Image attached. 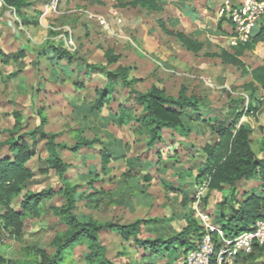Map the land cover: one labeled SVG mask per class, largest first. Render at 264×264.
<instances>
[{"label":"rangeland","instance_id":"1","mask_svg":"<svg viewBox=\"0 0 264 264\" xmlns=\"http://www.w3.org/2000/svg\"><path fill=\"white\" fill-rule=\"evenodd\" d=\"M28 1L29 6L19 12L0 7V143L8 137L14 112L21 114L24 129L36 127L42 112L46 120L44 129L59 133L57 142L71 146L76 142V130H81V136L100 137L109 143V148L115 149L106 173L102 172L101 145L76 152L60 150L61 158L69 165L66 176L71 183L80 185L76 211L81 217L120 222L162 219L149 226L150 234L142 226L141 237L159 233L167 236L180 231L185 226V214L195 209L209 213L213 220L228 190L209 191L204 186L205 180L193 185L204 159L202 146L211 137L209 128L201 120L204 118L210 123L216 118L230 119L241 110L238 101L244 97L247 102L250 93L244 70L217 56L222 49L219 44H215L212 52H185L180 41L167 34L168 29L162 24L169 23L170 27L174 26L171 30L180 31L179 20L170 8L151 12L128 4V0ZM224 1L223 4L233 5L237 0ZM183 14L194 20L193 13ZM215 19L216 15L209 13L208 21H202L214 28ZM54 46L77 51L88 62L96 64H105V52L111 49L120 55L118 64L129 67V78L138 79L135 88L141 91L156 84L177 95L185 88L187 95L193 94L203 102L197 112L200 118L184 119L199 135L192 133L183 138L164 131L163 141L147 147L145 135L134 132L136 123L117 125L110 120L111 111L116 110L128 92L114 84H108L107 88L114 89L116 100L104 106L99 116L92 115L87 109L93 98L91 91L74 87L83 75L75 64L59 65L53 54ZM21 51L25 57L15 58ZM251 55L257 54L246 51L242 58L248 63L251 60L247 57L252 59ZM66 71L73 74L69 76ZM13 72L18 74L12 76ZM100 76L93 72L86 83L96 85ZM255 93L260 100L256 117L244 115L240 122L250 124L251 145L264 158V92L257 89ZM6 152V148L0 147V155ZM45 156L43 142L39 141L27 165L37 169ZM188 169L191 173L180 178L182 171ZM251 185L256 187L258 183L249 181L244 187L248 189ZM59 186L57 176L49 171L46 175H36L23 191L39 192ZM172 186L189 189L186 205L182 203L183 195L172 191ZM198 192L201 194L197 197ZM19 200L20 196L14 199L15 208ZM57 202L45 200L40 205L39 216L25 215L19 237L8 236L0 242V253L5 259L2 264L28 263L34 259L31 248L49 245L55 232L63 228L48 210ZM100 239L107 257L117 264H168L164 256L144 255L141 248L122 240L116 232L103 231ZM85 250L83 242L77 243L65 252L64 260L68 264H82ZM241 264H264V248L257 249L252 257L243 258Z\"/></svg>","mask_w":264,"mask_h":264},{"label":"trees","instance_id":"2","mask_svg":"<svg viewBox=\"0 0 264 264\" xmlns=\"http://www.w3.org/2000/svg\"><path fill=\"white\" fill-rule=\"evenodd\" d=\"M128 1V4L132 6L138 5L151 12L162 11L164 8L162 0ZM0 2L3 3L0 7L9 12H12V9L19 12L30 4L28 0H0ZM166 32L175 36L187 51L197 54L203 49L202 42L189 37L182 31L168 29ZM260 42L264 43V24L255 29L248 42L238 43L231 47L230 51L220 50L217 56L223 62L234 64L251 77V80L246 83L250 93L247 102L244 97L240 98L241 101L238 102L242 108L232 118H216L210 123L204 118L201 120L209 128L211 137L202 146L204 159L193 185L205 180L209 191L222 193L228 190L219 203V211L211 220L228 237L249 229L258 219L264 220V158H260L251 145L252 127L247 122H240L244 115L256 117L260 100L255 92L257 89L264 92V60L262 64L247 69L240 58L245 51L254 50ZM53 54L59 65L68 67L75 64L77 70L81 72L83 79L75 81L74 87L76 90L91 91L93 98L87 109L96 117L104 106L116 100L115 91L107 88L108 84L127 89V97L118 103L115 111H111L110 120L117 125H124L129 121L136 123L134 132L145 135L146 146L149 148L163 141L164 131L169 132L171 136L176 134L188 138L192 129L184 119L196 121L200 118L198 116L200 113L197 112L203 102L193 94L187 95L185 88H182L177 95L169 94L163 87L156 84L143 91L136 89L135 84L138 79L129 78V67L118 64L120 55L113 53L111 49L105 52V64L90 63L77 51L71 52L62 46H54ZM2 56L7 55L2 54ZM21 57H25L23 51L19 52L15 58ZM93 72L101 75L97 77L100 82L96 85H88L86 81ZM17 74L18 72L11 73L12 76ZM66 74L71 76L73 71ZM13 119L12 127L7 130L8 137L0 143L1 148L7 149L6 153L0 155V242L8 236L19 237L24 228L25 215L39 216L40 205L45 200L58 201L57 204H51L48 210L56 218L57 224L63 226L61 230L55 232L47 247L31 248L34 259L25 264H68L64 260L65 252L80 242L86 246L82 264H117L106 255V247L100 239V233L103 231L118 233L122 240L131 241L150 258L164 256L168 264H176L188 250L194 247L195 240H199L204 233L194 210L185 214V226L180 231L167 236L163 233L140 236L142 226L145 232L150 234L152 229L149 226L161 222V218L120 222L81 217L76 211V194L80 185L71 183L66 176L69 165L61 158L60 150L76 152L81 148L101 145L102 172L106 173V166L114 157L115 149L109 148V143L100 137L89 139L81 136L79 134L81 130H76L74 134L76 142L73 145L67 146L57 142L59 133L44 129L46 120L42 112L39 114V124L31 129H24L19 112L13 113ZM39 141L43 142L46 156L41 159V166L32 169L27 163L35 155ZM160 161L158 160L159 163ZM49 171H53L60 182L57 189L47 187L39 192L23 191L27 183L36 175H46ZM182 173L180 178L183 179L191 172L188 169ZM247 180H254L258 185L245 189L243 183ZM184 187L172 186L171 190L181 193L182 203L186 205L189 189L186 190ZM19 196L18 208H15L13 202ZM224 209L227 210L226 213ZM212 235L217 240V233L212 232ZM263 248L264 245L258 246L255 251ZM255 251L244 257V260L252 257ZM4 261L0 253V264Z\"/></svg>","mask_w":264,"mask_h":264},{"label":"built area","instance_id":"3","mask_svg":"<svg viewBox=\"0 0 264 264\" xmlns=\"http://www.w3.org/2000/svg\"><path fill=\"white\" fill-rule=\"evenodd\" d=\"M219 14L232 26L229 38L231 45L246 43L264 15V0H237L233 5L222 6ZM199 194L201 192H198L197 197ZM194 211L204 233L176 264H241L242 259L254 252L256 247L264 245L262 219L256 220L249 229L228 237L218 225L212 223L209 213L197 209ZM212 232L217 233V240L213 238Z\"/></svg>","mask_w":264,"mask_h":264},{"label":"crops","instance_id":"4","mask_svg":"<svg viewBox=\"0 0 264 264\" xmlns=\"http://www.w3.org/2000/svg\"><path fill=\"white\" fill-rule=\"evenodd\" d=\"M162 1L164 3V9L170 8V10L173 13L172 15L174 16V18H178V20H179L178 26L180 27V31L184 32L189 37L195 38L198 41L203 43L204 46H203V49L201 50L202 52H203V50H204V52H212V50L215 47V44H219V46L222 49H225L226 51H230L231 47L235 46V45H231V43L229 41L230 34L232 33V26H231L230 22L224 16H221L219 14L220 8L224 5H226V3L223 4L224 0H162ZM224 2H226V1H224ZM189 11H192V12H189ZM184 12L188 13V14L193 13L194 20L190 16L188 18H186L183 14ZM209 13L216 15V19H215L216 25L214 28H212L211 26L205 25V23H203V21H202L203 19L208 21ZM184 19H186L187 22L184 21ZM162 24H164V26L167 29H169V28L171 29L174 27V26L170 27L169 23L168 24L162 23ZM262 24H264V15H262L261 19L259 20V25H262ZM160 26H161V24H160ZM164 26H161V27L163 28ZM174 30H176V29H174ZM161 45H162V43L160 44V46H158V45L157 46L161 47ZM207 46H209V48ZM184 50H185V52L190 53V51H187L185 48H184ZM253 52L256 53L257 55H254L255 57H253V55H251L252 59L247 57L248 60H251L248 63L242 58L243 55L240 57L241 60L244 62L247 69H251L255 66L262 64V62L264 60V43H262V42L258 43L255 46L254 50L249 51L250 54ZM245 75H247V74H245ZM247 76H248V80L246 81V83L251 80V77L249 75H247ZM208 111H209V109L208 110L206 109V112H208ZM192 133L199 135L193 129H192ZM180 137H182V136H180ZM183 138H185V137H183ZM249 181H254V180H247L243 184H245L246 182H249ZM254 182H256V181H254ZM254 186L255 185H251L248 189L253 188Z\"/></svg>","mask_w":264,"mask_h":264}]
</instances>
